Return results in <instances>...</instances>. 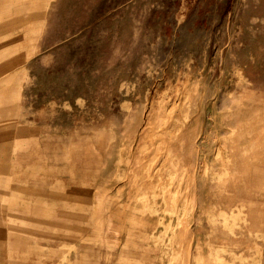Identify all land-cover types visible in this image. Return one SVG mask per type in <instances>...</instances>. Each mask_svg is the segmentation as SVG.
<instances>
[{"label": "rangeland", "instance_id": "obj_1", "mask_svg": "<svg viewBox=\"0 0 264 264\" xmlns=\"http://www.w3.org/2000/svg\"><path fill=\"white\" fill-rule=\"evenodd\" d=\"M0 264H264V0H0Z\"/></svg>", "mask_w": 264, "mask_h": 264}, {"label": "bare ground", "instance_id": "obj_2", "mask_svg": "<svg viewBox=\"0 0 264 264\" xmlns=\"http://www.w3.org/2000/svg\"><path fill=\"white\" fill-rule=\"evenodd\" d=\"M232 106V105H231ZM232 125V124H231ZM215 188V187H214ZM213 189V188H212ZM217 191V190H216ZM217 194V193H216Z\"/></svg>", "mask_w": 264, "mask_h": 264}]
</instances>
